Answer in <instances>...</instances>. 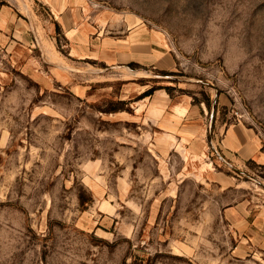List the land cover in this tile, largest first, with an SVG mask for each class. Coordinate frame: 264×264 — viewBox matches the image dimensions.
Instances as JSON below:
<instances>
[{"label":"rangeland","instance_id":"rangeland-1","mask_svg":"<svg viewBox=\"0 0 264 264\" xmlns=\"http://www.w3.org/2000/svg\"><path fill=\"white\" fill-rule=\"evenodd\" d=\"M41 1L0 0L45 42L0 46V264H264L224 214L264 200V0H76L94 41L145 31L174 59L171 75L82 59ZM158 86L241 124L261 160L228 159L212 128L200 166L181 146L161 158L132 116ZM118 101L123 114L105 112ZM217 170L231 187L208 179Z\"/></svg>","mask_w":264,"mask_h":264},{"label":"crops","instance_id":"crops-1","mask_svg":"<svg viewBox=\"0 0 264 264\" xmlns=\"http://www.w3.org/2000/svg\"><path fill=\"white\" fill-rule=\"evenodd\" d=\"M41 2L49 9L51 18L52 16L55 18V25L57 22L63 27L65 37L71 43L72 51L79 53L82 59L88 57L86 54L88 51L105 53V57L101 59L104 62L103 65L120 64L125 65L123 67H131L130 64L135 63L141 67H153L169 72L175 65V61L169 53L163 52L159 45L158 48L154 47V44L157 43L153 38L145 36L148 34L145 31H140L143 37L138 40L134 39V31H132L127 36L128 39L124 45L116 43L112 46L110 42L106 40L102 42L98 38L94 41L88 29L83 23H80L82 17L77 18L83 12L81 13L80 7H75L76 0H42ZM50 42L49 49L56 53L55 42L52 40ZM93 42H95V46L91 49ZM30 44H33L31 46L35 44L43 46L45 44L44 37L32 31L27 22L19 20L17 14L9 6H2L0 10V46L13 47ZM57 67L60 72L57 74L59 80L64 84L70 83V74L63 71V69L67 70V67L61 65ZM69 72L73 74L74 71L71 69ZM47 84L49 85V82ZM149 88L140 92H146ZM90 89V85L81 87L79 92L86 97L91 93ZM123 91L127 93L128 89ZM132 107L135 111V115L132 116L139 118L141 126L145 128L146 133H149L153 145L159 146L158 153L161 158H169L171 153L178 152L177 148L181 146L185 153L184 159L182 158L185 164L189 166L191 162L198 160L200 166V159L206 155L209 139H212V128L217 143L221 142L220 146L228 159L235 158L241 162L255 158L261 160L260 155L254 157L256 149L252 137L241 124H228L218 116L212 121L209 117V109L202 104L194 103L190 97L172 99L166 90H155L152 95L135 101ZM123 112L119 111L117 114H123ZM134 120L137 122V119ZM210 164L212 163L210 162ZM207 177L210 181L217 182L222 188L231 187L233 184V178L224 175L220 170L209 172ZM257 200L255 202L248 198H241L237 202L229 204L224 214L228 226L231 228V235L239 239L240 247L257 245L264 251V200Z\"/></svg>","mask_w":264,"mask_h":264},{"label":"trees","instance_id":"trees-1","mask_svg":"<svg viewBox=\"0 0 264 264\" xmlns=\"http://www.w3.org/2000/svg\"><path fill=\"white\" fill-rule=\"evenodd\" d=\"M3 5H4V3H0V10H1V7ZM56 25H57V28H59L57 23H56ZM130 66L134 67V66H137V65L135 63H131ZM160 73L161 74H166V75L174 74V73L167 72V71H160ZM158 89H165L167 91V93L172 96V92H171V89L169 87L158 86V87H153V88L147 90L141 97L144 98V97L150 96V95H152L155 92V90H158ZM117 103L120 104L121 107L111 108V109H108L105 112H118L120 110H126L125 109V105L127 104L126 101H118Z\"/></svg>","mask_w":264,"mask_h":264}]
</instances>
